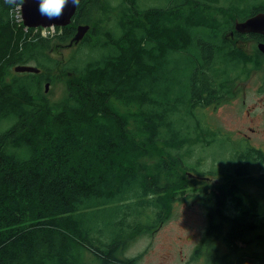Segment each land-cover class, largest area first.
I'll use <instances>...</instances> for the list:
<instances>
[{"label": "trees", "instance_id": "trees-1", "mask_svg": "<svg viewBox=\"0 0 264 264\" xmlns=\"http://www.w3.org/2000/svg\"><path fill=\"white\" fill-rule=\"evenodd\" d=\"M18 4L0 0V264H85L82 249L100 264H137L121 257L128 241L156 231L176 201L192 198L208 217L196 257L210 264L222 241L227 257L213 264H264V192L247 191L240 167L225 168V182L205 181L173 151L204 133L192 112L220 102L235 56L219 26L241 3L79 0L71 23L47 36L12 22ZM173 10L180 25L169 21ZM80 24L90 28L77 53L58 58L52 50ZM26 64L41 71L14 72ZM64 76L66 97L51 104L46 83ZM74 112L95 127L78 122L80 134L69 135Z\"/></svg>", "mask_w": 264, "mask_h": 264}, {"label": "rangeland", "instance_id": "rangeland-1", "mask_svg": "<svg viewBox=\"0 0 264 264\" xmlns=\"http://www.w3.org/2000/svg\"><path fill=\"white\" fill-rule=\"evenodd\" d=\"M69 2L70 3L67 4V8L62 18H65L70 8L72 9L73 4L71 3V0H69ZM209 8L210 7H208V9ZM214 8H212V10ZM232 9V7H228L226 9L227 11L223 15L221 26H219V29H221L222 33L221 36L224 35V30L227 29L226 25L231 24L235 20L236 15H238L237 13L233 12L234 18L232 17L233 19H231V16H233L231 12ZM216 12L217 11H215V13ZM175 13L176 11L174 10L170 13L169 21L171 22V25L177 26L180 25L181 22L180 20H178V16L175 15ZM12 14L13 15L10 16L12 22L14 21L15 17V22L18 25L24 24L22 19L21 5H17V7H14V9L12 10ZM181 20L183 21V18ZM85 37L86 34L81 39V41H83ZM75 46L77 45L74 44L72 46H69L65 44L63 47H55L52 50V53H54V55L56 56H59L58 58L60 59L67 58V60H69L71 58L68 57L73 56L77 53L78 48H75ZM85 49L87 50V48ZM79 54L82 53H78V55ZM62 64L59 65L60 68L59 70H56L55 73H59L61 71ZM167 64L169 65V67H174L177 65V61L174 58H170ZM66 79L67 76H64L62 80H59L54 84L51 83L49 90L47 92L45 91L48 101L51 104L60 102L65 99ZM222 81L224 82V76L222 77ZM224 86L227 85L220 84L219 86L220 88H222L220 90L221 92L219 93L221 97V94L225 92L223 91L225 90L223 89ZM248 87L252 86L248 85L246 89H248ZM228 93L235 97V99L232 98L228 100L229 102H224L226 98L225 96L223 97L224 100L222 102L218 103L216 101L217 104L215 102V104L200 107L199 109H196L194 112H192L197 118L201 117L200 119L202 121L200 120V122L203 125L202 129L204 133H200V140L198 141V143H196L195 145L186 144L179 150L174 149V147L171 148L174 149H172L174 152L177 151L178 154H185V156L183 157L184 160L188 161V164L190 163V167H192L191 165H196V168L193 167V169L199 170V175L205 173V175H202L200 177L208 182H225L229 178L223 172L225 168L230 167L232 169H236V167H241L243 179H245L246 181H251V184L242 182L243 185L246 187L248 192L259 194V192H264L262 186L260 184H257L256 182L260 180H255L253 179L254 177H246L247 175L254 173L257 175L258 179H261V175L259 173L264 172V165L258 166L255 159L249 161L251 151H245L246 153L249 152V155H242V151L239 145L241 144L240 129L243 128V126H254L263 134H256L254 137H256L258 140L253 139L252 144L264 148V119L261 122L258 119L257 121L252 123L251 117L248 115L247 117L245 114V109L248 107V105L259 104L262 102V100H259V98L252 95V92H247V95L244 98V93L238 94V92H236L234 88L228 90ZM242 99L245 100V104L243 103ZM241 100L243 108L241 106ZM198 103L201 104L200 102ZM262 110H264V107L262 108ZM71 114L73 115H69L68 119L77 121H73V124L70 127L73 129V131L68 132L69 135L70 133L73 134L72 137H75L81 132H79L80 128L78 126V122H81L84 128H87L89 126L95 127L94 122H85L86 119H84V117H78L76 112ZM259 114H261V111L258 113V115ZM179 117L180 113L178 111L176 114H174L173 119L177 121ZM188 119L192 120L193 123H197L194 129H196V132H198L200 130V128L198 127V121H196V119L189 115ZM55 129L59 133L63 129V126L55 127ZM193 130L191 132L196 133L193 132ZM244 131L247 130L245 129ZM188 136L195 137L196 134L195 136H192L191 134ZM136 138H141L137 131ZM163 145L164 143L160 141L157 142L154 147H162ZM262 157L264 159V153ZM255 158L259 159V156H255ZM189 171L198 174L195 171ZM189 176H191V174H189ZM192 199L193 200L188 199L184 201H176L172 207L170 216L167 217L160 224V226L157 227V229H155L156 231H148L140 233L138 235H134L132 239L128 241V244L126 245V248L124 249L121 257L134 258L135 263L137 262V264H205V262L206 264H208V259L205 256L196 257L194 255V251L197 245H199L208 226L207 209L202 204L199 198ZM262 202L264 205V195L262 198ZM141 220L145 222L144 218H141ZM224 244L225 243H222V241L219 242L218 250L211 258V261L209 260L211 262L210 264H213L212 261H216V257L218 255H222V246ZM253 245L254 248H257V241H254ZM80 257L85 264H100L99 262L94 260L92 253L87 249H82L80 251ZM226 257L227 256L223 258L226 259ZM231 258L235 257L232 256ZM112 264L120 263L115 262Z\"/></svg>", "mask_w": 264, "mask_h": 264}, {"label": "flooded vegetation", "instance_id": "flooded-vegetation-1", "mask_svg": "<svg viewBox=\"0 0 264 264\" xmlns=\"http://www.w3.org/2000/svg\"><path fill=\"white\" fill-rule=\"evenodd\" d=\"M237 1L240 2L243 7H241L238 15L236 16L237 22L235 20L231 24L226 25L227 29L224 30L222 43L224 49H228V45H230L229 48L232 47L231 49H229V51L233 56H235V58H233L235 60V66L230 71V73L232 72V74L229 73L227 75H224V85L227 86L223 88L225 89L223 90L225 92L221 94L222 97L219 95V98H223L226 96L225 100L224 98L220 99V102H222L223 100L224 102H229L228 100L232 98L235 99V97L228 93V90H230L231 88H234L236 92H238V94L244 93V98L246 97L247 92H252V95L259 98V100H262V102L256 105H248L246 109L244 108L245 114L246 116L248 115L251 117L252 123L257 121L258 119L261 122L264 119V110H262V108L264 107V0ZM246 4L249 5V9L245 10V8L247 7ZM250 18H257V20H255L253 24V30L240 31L237 29V24H239V22L243 23ZM230 27L231 29L228 30V28ZM228 78L230 79L227 81ZM248 85L252 87H248V89H246ZM242 100L241 106L243 108ZM243 103L245 104V100H243ZM260 111L261 114L258 115ZM245 129L247 131H244ZM240 132L241 144L239 145V147L242 151V155H249V152L246 153L245 151H251L250 153L254 158L255 156L259 155L262 157L264 148L261 146L253 145L252 140L257 139L256 137H254L256 134L263 133L254 126H243V128L240 129ZM257 152H259L260 154ZM257 164L258 166L264 165V160L258 159ZM240 169L242 173V168L240 167ZM259 174L261 175V179H258L257 175L254 173L247 175L246 178L254 177L253 179L255 180L257 179L263 181L264 172H261ZM199 245H197L195 251L197 250ZM222 250V257H225V254L229 251V248L226 244H224L222 246ZM202 256L204 257V255Z\"/></svg>", "mask_w": 264, "mask_h": 264}, {"label": "water", "instance_id": "water-1", "mask_svg": "<svg viewBox=\"0 0 264 264\" xmlns=\"http://www.w3.org/2000/svg\"><path fill=\"white\" fill-rule=\"evenodd\" d=\"M19 0H16V3ZM40 2L41 0H24L22 6V19L25 26L28 27H50L52 25H55L57 27L66 26L71 23L72 18L76 12V5L72 6V9L68 11L65 18H62V16L59 19H48L44 18V15H41L40 12ZM70 3V2H69ZM64 13V12H63ZM257 20V18H250L247 21L243 23L237 24V29L240 31H249L254 29V22ZM90 26L85 24H80L77 26V32L75 36L72 38L71 42L68 44L69 46H72L73 44H78L81 39L84 37V35L89 30ZM15 71L17 72H34L38 73L40 72V68H38L35 65H17L15 67ZM50 83H46V89L47 92L49 90Z\"/></svg>", "mask_w": 264, "mask_h": 264}, {"label": "clouds", "instance_id": "clouds-1", "mask_svg": "<svg viewBox=\"0 0 264 264\" xmlns=\"http://www.w3.org/2000/svg\"><path fill=\"white\" fill-rule=\"evenodd\" d=\"M8 3H16V0H6ZM24 0H19L18 6L22 5ZM69 0H41L40 12L41 15H46L48 19H59L63 15V9L67 6ZM75 6L78 5L79 0H71ZM57 27V26H56ZM51 28L54 30L55 25Z\"/></svg>", "mask_w": 264, "mask_h": 264}, {"label": "built area", "instance_id": "built-area-1", "mask_svg": "<svg viewBox=\"0 0 264 264\" xmlns=\"http://www.w3.org/2000/svg\"><path fill=\"white\" fill-rule=\"evenodd\" d=\"M55 32H56V26H55V29L54 30L51 28V26L50 27H43L41 29V34L43 36H47V35L53 34Z\"/></svg>", "mask_w": 264, "mask_h": 264}, {"label": "bare ground", "instance_id": "bare-ground-1", "mask_svg": "<svg viewBox=\"0 0 264 264\" xmlns=\"http://www.w3.org/2000/svg\"><path fill=\"white\" fill-rule=\"evenodd\" d=\"M27 1H29V0H27ZM66 8H67V6L63 9V12H65ZM63 14H64V13H63ZM62 16H63V15H62ZM43 17H44V18H47L46 15H44Z\"/></svg>", "mask_w": 264, "mask_h": 264}]
</instances>
